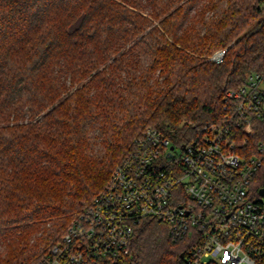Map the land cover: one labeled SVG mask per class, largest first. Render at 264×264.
Returning <instances> with one entry per match:
<instances>
[{"label":"trees","instance_id":"trees-1","mask_svg":"<svg viewBox=\"0 0 264 264\" xmlns=\"http://www.w3.org/2000/svg\"><path fill=\"white\" fill-rule=\"evenodd\" d=\"M262 67L264 0H0V264H36L146 127L185 140ZM187 246L149 219L131 264Z\"/></svg>","mask_w":264,"mask_h":264},{"label":"built area","instance_id":"built-area-1","mask_svg":"<svg viewBox=\"0 0 264 264\" xmlns=\"http://www.w3.org/2000/svg\"><path fill=\"white\" fill-rule=\"evenodd\" d=\"M263 176L264 67L227 89L220 121L185 140L146 127L36 264H131L149 219L187 240L182 264H264Z\"/></svg>","mask_w":264,"mask_h":264},{"label":"water","instance_id":"water-1","mask_svg":"<svg viewBox=\"0 0 264 264\" xmlns=\"http://www.w3.org/2000/svg\"><path fill=\"white\" fill-rule=\"evenodd\" d=\"M260 192L264 194V187L260 189ZM184 254L182 253L181 256H183Z\"/></svg>","mask_w":264,"mask_h":264},{"label":"rangeland","instance_id":"rangeland-1","mask_svg":"<svg viewBox=\"0 0 264 264\" xmlns=\"http://www.w3.org/2000/svg\"><path fill=\"white\" fill-rule=\"evenodd\" d=\"M211 55H212V54H211ZM211 55H210V56H211ZM210 56H209V59H210ZM71 222H72V221H71ZM71 222H69V224H70ZM69 224H67V226H68ZM67 226H66L65 228H67ZM64 231H65V230H64ZM62 234H63V233H62ZM47 251H48V250H47Z\"/></svg>","mask_w":264,"mask_h":264}]
</instances>
